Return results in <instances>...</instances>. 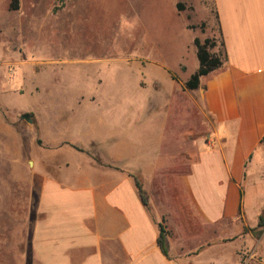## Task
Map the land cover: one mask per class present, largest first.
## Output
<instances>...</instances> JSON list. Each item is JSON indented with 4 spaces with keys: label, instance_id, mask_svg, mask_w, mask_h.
<instances>
[{
    "label": "rangeland",
    "instance_id": "rangeland-1",
    "mask_svg": "<svg viewBox=\"0 0 264 264\" xmlns=\"http://www.w3.org/2000/svg\"><path fill=\"white\" fill-rule=\"evenodd\" d=\"M10 2L0 0V264H23L38 217L33 159L80 151L70 137L76 130L73 140L93 139L90 156L105 140H125L134 153L156 138L162 156H175V173L186 172L211 128L198 89L184 86L198 66L193 39L208 38L222 58L223 47L212 0H18L17 9ZM244 189L245 206L264 198L263 186ZM243 227L224 224L238 232L240 264H262V234ZM224 255L223 264L235 261L230 249Z\"/></svg>",
    "mask_w": 264,
    "mask_h": 264
},
{
    "label": "crops",
    "instance_id": "crops-1",
    "mask_svg": "<svg viewBox=\"0 0 264 264\" xmlns=\"http://www.w3.org/2000/svg\"><path fill=\"white\" fill-rule=\"evenodd\" d=\"M212 6L226 60L200 77L211 128L207 140L195 142L187 171L175 173V156H162L156 138L134 153L125 140H105L100 155L90 156L93 139L77 142L71 131L72 144L85 152L33 159L38 217L23 264H223L228 249L235 256L229 264L242 263L237 231L256 226L264 207V198L244 205V184L264 187V0H212ZM159 224L168 231V256L157 244ZM224 224L237 231L230 235Z\"/></svg>",
    "mask_w": 264,
    "mask_h": 264
},
{
    "label": "trees",
    "instance_id": "trees-1",
    "mask_svg": "<svg viewBox=\"0 0 264 264\" xmlns=\"http://www.w3.org/2000/svg\"><path fill=\"white\" fill-rule=\"evenodd\" d=\"M18 0H11L10 2V9H17ZM193 27V26H190ZM196 47V57L198 60V66L196 70L190 75V77L185 81L184 86L187 89H196L199 85L200 77L206 75L210 71L219 68L223 65L226 60L224 49H223V58L217 54L210 52L209 50V43L210 40L205 38L204 41L201 43L197 37L194 38L193 41ZM223 46V44L221 43ZM75 149L82 151L81 148L72 145ZM136 188L138 190V194L144 206L149 210L150 205L148 203V198L145 191L142 189L141 183L136 180L135 182ZM245 231H251L256 237H259L264 230V215H259L258 222L255 228H249L248 226L243 227ZM232 239V238H230ZM229 239V240H230ZM157 244L160 248V251L165 255L168 256V231H166L162 224H159V233L157 237Z\"/></svg>",
    "mask_w": 264,
    "mask_h": 264
},
{
    "label": "water",
    "instance_id": "water-1",
    "mask_svg": "<svg viewBox=\"0 0 264 264\" xmlns=\"http://www.w3.org/2000/svg\"><path fill=\"white\" fill-rule=\"evenodd\" d=\"M20 118L25 119L27 122H32V116L29 113H24Z\"/></svg>",
    "mask_w": 264,
    "mask_h": 264
}]
</instances>
